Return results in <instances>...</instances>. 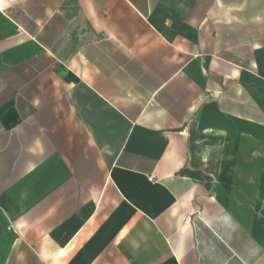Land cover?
Listing matches in <instances>:
<instances>
[{
  "label": "crops",
  "instance_id": "0c3cea01",
  "mask_svg": "<svg viewBox=\"0 0 264 264\" xmlns=\"http://www.w3.org/2000/svg\"><path fill=\"white\" fill-rule=\"evenodd\" d=\"M0 264H264V0H0Z\"/></svg>",
  "mask_w": 264,
  "mask_h": 264
},
{
  "label": "rangeland",
  "instance_id": "374dc122",
  "mask_svg": "<svg viewBox=\"0 0 264 264\" xmlns=\"http://www.w3.org/2000/svg\"><path fill=\"white\" fill-rule=\"evenodd\" d=\"M244 6H245V3H238L237 4V7H238V12H239V16H245V13H244V11H245V8H244ZM242 13V14H241ZM225 23H230V21L229 20H223Z\"/></svg>",
  "mask_w": 264,
  "mask_h": 264
},
{
  "label": "built area",
  "instance_id": "2783aa9c",
  "mask_svg": "<svg viewBox=\"0 0 264 264\" xmlns=\"http://www.w3.org/2000/svg\"><path fill=\"white\" fill-rule=\"evenodd\" d=\"M186 218H187V220H189V219H190V216H189V215H187V217H186Z\"/></svg>",
  "mask_w": 264,
  "mask_h": 264
}]
</instances>
